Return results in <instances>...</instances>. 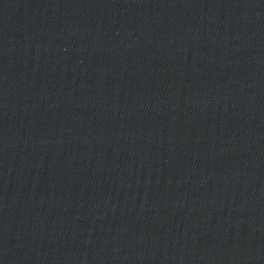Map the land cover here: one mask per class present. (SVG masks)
I'll list each match as a JSON object with an SVG mask.
<instances>
[{
	"label": "water",
	"instance_id": "95a60500",
	"mask_svg": "<svg viewBox=\"0 0 264 264\" xmlns=\"http://www.w3.org/2000/svg\"><path fill=\"white\" fill-rule=\"evenodd\" d=\"M0 264H264V0H0Z\"/></svg>",
	"mask_w": 264,
	"mask_h": 264
}]
</instances>
